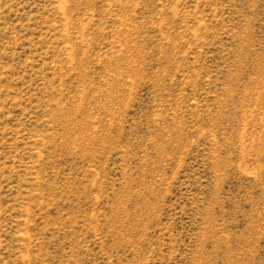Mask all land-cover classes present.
<instances>
[{
    "label": "rangeland",
    "instance_id": "374dc122",
    "mask_svg": "<svg viewBox=\"0 0 264 264\" xmlns=\"http://www.w3.org/2000/svg\"><path fill=\"white\" fill-rule=\"evenodd\" d=\"M0 264H264V0H0Z\"/></svg>",
    "mask_w": 264,
    "mask_h": 264
}]
</instances>
